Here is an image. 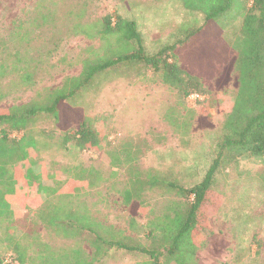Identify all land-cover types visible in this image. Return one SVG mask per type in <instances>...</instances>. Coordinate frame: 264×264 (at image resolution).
I'll list each match as a JSON object with an SVG mask.
<instances>
[{
  "label": "rangeland",
  "instance_id": "obj_1",
  "mask_svg": "<svg viewBox=\"0 0 264 264\" xmlns=\"http://www.w3.org/2000/svg\"><path fill=\"white\" fill-rule=\"evenodd\" d=\"M251 6L252 1L235 0L231 11L204 26L205 16L185 8L181 0H0V37L24 23L19 32L33 40L19 42L23 60L42 63L44 69L35 87L15 88L13 96L0 104V112L28 104L44 90L80 76L85 60L92 63L115 51L122 53L124 45L114 35L69 37L75 21L94 22L107 15L113 21L117 15L135 21L147 55L186 40L172 58L211 90L207 95L194 93L184 103L142 63H126L97 74L56 114L43 112L29 119L25 129L36 144L25 150L29 157L19 152V142L0 144V262L9 253L18 259L19 250L29 259L37 257L45 243H65L69 249L78 244L95 256L102 252L96 264H264L262 161H223L214 187L222 205L209 219L212 233L205 247L185 238L173 255L166 252L164 242L145 237L153 210L176 214L182 210L177 209L179 203L186 208L185 200L168 185L192 189L201 182L217 158L234 104L231 116L243 111L235 65L244 40L245 8ZM44 16L47 19L40 29ZM56 43L59 48L54 52ZM78 117L98 118L102 139L97 147L64 145V136ZM24 134L12 132L10 138L19 140ZM79 166L99 171L101 178L94 188L74 177ZM41 185L50 191L45 197L37 195ZM57 187L86 193L88 220L102 239L145 251L95 250L92 244L101 241L91 233L62 240L44 225L40 211ZM135 193L147 206L134 198ZM126 197H132L128 203Z\"/></svg>",
  "mask_w": 264,
  "mask_h": 264
},
{
  "label": "trees",
  "instance_id": "obj_2",
  "mask_svg": "<svg viewBox=\"0 0 264 264\" xmlns=\"http://www.w3.org/2000/svg\"><path fill=\"white\" fill-rule=\"evenodd\" d=\"M181 1L185 8L198 11L205 16L204 26H208L212 21L231 11L235 2V0ZM246 1H252V6L245 8L246 14L242 22L244 40L241 49L239 52L237 51L238 59L235 65L239 72L238 97L243 99V111L238 116L235 114L234 117L231 116L236 110L234 104L233 111L228 114L224 124V136L217 147V158L201 182L192 189H185L174 183L168 185L173 190H177V193L185 200L186 208H181L183 204L179 203L177 209L182 210H177L176 214L162 209L153 210L148 217L145 237L157 239L160 244L164 242L166 252L169 254L174 255L185 238H189L192 245L198 247V244L203 243L205 247L212 233L209 219L219 211L222 205L221 197L215 193L214 187L220 170L224 166V160L227 162V159H230L233 164L239 163L242 159L264 163V0ZM47 17L54 19L52 15ZM47 17H42L38 23L42 22L39 26L40 29L45 24L43 21ZM24 28L25 24L21 22L9 36L0 37V104L13 96L15 88L21 91L35 87L44 70L42 63L32 59L23 60L24 53L19 47V42L33 40L19 32V29ZM68 33L69 37L84 35L90 39L114 35L117 36L120 46L123 43L124 51L122 53L115 51L110 56L98 57L92 63L85 60L80 76L67 78L58 88L44 90V94L39 93L28 104L15 105L7 112H0V144L10 145L19 142V152H23V156H30L25 153L26 149L36 148V144L25 129L29 119L43 112L56 114L64 102L76 95L87 83L92 82L97 74L118 65L142 63L144 69L150 70L165 85L174 89L178 98L184 103L194 93L201 95L211 93L202 80L186 71L172 58L174 52L186 40L173 46H167L154 55H147L136 22L120 15L116 16L115 21L111 15L104 16L94 22L75 21ZM9 43H13L14 46L11 48ZM58 48L59 44L56 43L52 51L55 52ZM6 52L8 53L7 58L4 57ZM233 54L234 52L231 53V56ZM9 60H12V63ZM7 79L9 81L5 83ZM8 83L11 84L7 85ZM97 122L98 118L96 117H78L76 126L64 136V145L68 146V144L74 143L82 149L97 147L102 139ZM21 131L25 132L21 139L10 138L12 132ZM29 167L33 168L32 164ZM74 177L79 181H88V185L94 188L97 178H101V174L94 167L79 166L76 167ZM36 190L39 191L37 195L41 194V197L43 195L45 197L50 192L44 185L37 187ZM21 191H23V184ZM50 194L53 195V198L45 199L46 202L40 210L42 222L47 228H51L58 234L62 240L69 236H78L82 232L91 233L96 234L97 240L101 241L100 243L96 242L97 245L96 243L92 244L95 250L98 248H102V250L130 248L141 252L145 251L138 246L129 247L126 243L102 239L97 234L95 225L88 220L90 217L89 208L85 206L84 201L86 193H77V190L74 189L57 187V190ZM131 198L126 197L125 201L128 203ZM134 198L140 201L142 199L136 193ZM141 203L143 206H147L144 205V201ZM81 208H86V211H80ZM85 217H87V221L82 219ZM78 246L76 244L75 249H69L65 243L55 246L45 243L43 248L38 251L37 257L28 259L27 255L19 250V258L16 259L19 264H28V260L32 261L31 264L34 262H37L36 264H96L100 260L98 256L104 255L100 252L95 256L94 252H85ZM151 253L153 254L154 251Z\"/></svg>",
  "mask_w": 264,
  "mask_h": 264
},
{
  "label": "built area",
  "instance_id": "obj_3",
  "mask_svg": "<svg viewBox=\"0 0 264 264\" xmlns=\"http://www.w3.org/2000/svg\"><path fill=\"white\" fill-rule=\"evenodd\" d=\"M0 264H19V261L13 254L9 253L2 258Z\"/></svg>",
  "mask_w": 264,
  "mask_h": 264
}]
</instances>
